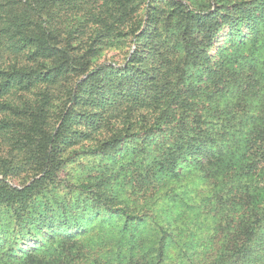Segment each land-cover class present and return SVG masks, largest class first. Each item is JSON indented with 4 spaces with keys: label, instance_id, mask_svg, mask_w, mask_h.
<instances>
[{
    "label": "trees",
    "instance_id": "obj_1",
    "mask_svg": "<svg viewBox=\"0 0 264 264\" xmlns=\"http://www.w3.org/2000/svg\"><path fill=\"white\" fill-rule=\"evenodd\" d=\"M186 1L0 0V264H165L179 225L112 181L146 202L192 170L190 264H264V0ZM86 142L113 172L69 201Z\"/></svg>",
    "mask_w": 264,
    "mask_h": 264
},
{
    "label": "rangeland",
    "instance_id": "obj_2",
    "mask_svg": "<svg viewBox=\"0 0 264 264\" xmlns=\"http://www.w3.org/2000/svg\"><path fill=\"white\" fill-rule=\"evenodd\" d=\"M183 1L187 3L186 0ZM211 2L212 9H214L213 1L211 0ZM225 34L224 29V31L217 36L216 46L220 44L218 41H222V37H224ZM89 145L90 143L86 142L81 148L77 146L75 152L69 160L65 162L59 174L62 183L66 185L65 188L60 191V194L66 196V199L69 201H73L75 196L79 194L78 185L81 182L94 183L97 176L102 177L100 174H111L113 172L112 169L108 171L105 170L104 172L102 171L99 157L89 150ZM119 177L120 179L117 181H112V191L118 197V200L124 199L129 204L133 203V206L138 205L141 210L145 212L148 211L149 215L153 210L152 214H155L157 217V219H154L156 224H154L155 227L158 224V227H163L167 229L168 232H171L174 230V225H179L174 232L170 234L166 232L163 233L164 237L166 235H172L173 237L172 241L168 240V245H166L164 254L165 264H190L195 258L196 253L199 254L202 252V247L197 249V245L191 243L189 238L186 237L188 225L191 226L190 223L201 222V219L203 221L204 216L200 214L202 193L199 191L200 188L204 186L202 184L203 181L200 180L202 179V175L196 170H192L185 174L180 181H176V184L173 185L176 188L173 191L170 190L169 187L164 188L160 190L155 197L146 200V202L140 197L139 193L134 191L130 183L125 182L123 175L120 174ZM85 197L86 195L84 194L80 196L79 199L83 200ZM141 199L147 203L145 208L139 202ZM209 221L212 228L214 220L209 219ZM100 229V224H94V222L89 228L88 235L91 237L90 243H92L93 246L94 241L98 239V235H101ZM151 229L152 228L148 230ZM142 234L144 235V232ZM94 249H98V247H94ZM77 263H79V261L75 262V264ZM7 264L17 263L11 260Z\"/></svg>",
    "mask_w": 264,
    "mask_h": 264
}]
</instances>
